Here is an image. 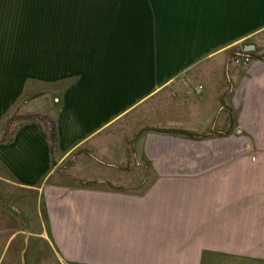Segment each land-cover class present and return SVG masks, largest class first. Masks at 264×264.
Here are the masks:
<instances>
[{"label": "crops", "instance_id": "0c3cea01", "mask_svg": "<svg viewBox=\"0 0 264 264\" xmlns=\"http://www.w3.org/2000/svg\"><path fill=\"white\" fill-rule=\"evenodd\" d=\"M263 35L264 0H0V264L50 261L40 206L47 182L57 185L72 155L101 172L125 163L130 146L116 131L139 113L151 121L130 145L138 159L147 150L149 193L162 214L148 225L149 262L264 264V110L243 156L220 157L218 147L166 156L156 139L157 129L183 130L195 145L218 146L228 115L245 112L224 109L225 84L239 73L230 54L247 44L255 52ZM29 116L55 123L54 154L46 125ZM172 228L175 253L165 232L155 235Z\"/></svg>", "mask_w": 264, "mask_h": 264}, {"label": "rangeland", "instance_id": "374dc122", "mask_svg": "<svg viewBox=\"0 0 264 264\" xmlns=\"http://www.w3.org/2000/svg\"><path fill=\"white\" fill-rule=\"evenodd\" d=\"M257 41L259 47L254 53L259 58H251L247 66L234 67L239 71L237 78L225 84V96L229 98L225 102L224 109L234 107L245 109L239 117H235L232 113L228 115L230 132L223 131L214 138L220 142L216 147H211L210 144L195 145V141H199L196 137L159 132L165 138L157 135L156 139L162 142L160 144L162 146L163 142H166V156L170 155V149L174 151V156H179L183 151L188 152L187 155L192 157L195 152L211 156L217 147L220 157L244 155L242 144L250 139V131L252 134L259 132L261 120L259 114L260 110H264V35ZM233 56L234 53H231L230 65ZM234 95H237V98L233 99V103L229 102ZM240 98L242 100L237 101ZM150 121L145 113H139L116 131L119 140L130 146L126 151L125 163L116 164L108 167L107 172H101L94 169L84 156L72 157V155L60 165L57 185L47 182L49 185L40 198L43 231L51 244L50 250L45 247L47 248L45 253L48 252L50 259L45 264H52V260L55 262L56 254L61 264H155L153 261L149 262L147 255L149 235L151 236L152 231L148 225L150 221L159 220L158 217L162 214L154 212L155 199L149 193L153 183V173L151 174L152 169L146 157L147 150L145 149L144 155L140 149L138 159V155L130 145L136 132L148 128ZM234 128H238L240 132ZM176 136L183 139V144H173L177 141ZM128 138H131L130 141ZM142 139L144 140V137ZM228 142H234V148L227 147ZM159 153L160 157L164 156L163 149H159ZM189 183H191L189 186H195V182L189 181ZM174 184L176 186L172 188H179V182ZM173 199L179 198L173 197ZM206 199H209L207 202L211 204L213 198ZM104 206L110 210L101 209ZM172 206V212L176 211L175 203ZM134 216H137L136 219ZM172 217L174 218L172 220H178L179 213L173 214ZM135 220L138 221L139 229L133 228L136 225V222L135 224L133 222ZM163 232L170 241L167 245L168 249L172 248V252H178L180 246L174 242L178 240L179 230L174 228L156 230L155 235H162Z\"/></svg>", "mask_w": 264, "mask_h": 264}, {"label": "trees", "instance_id": "16d2710c", "mask_svg": "<svg viewBox=\"0 0 264 264\" xmlns=\"http://www.w3.org/2000/svg\"><path fill=\"white\" fill-rule=\"evenodd\" d=\"M251 58L253 59H258L259 57L255 55V53H250ZM27 118H35L39 119L44 122L46 125V132L49 138V146H50V152L51 154H54V152L57 150V134H56V128H55V123L51 118H48L46 116H29ZM14 119V117H13ZM25 119V118H22ZM156 131L162 132V133H167V134H174V135H181L185 137H196V134L183 131V130H174V129H157ZM10 138H7L6 140L3 141H8Z\"/></svg>", "mask_w": 264, "mask_h": 264}, {"label": "built area", "instance_id": "2783aa9c", "mask_svg": "<svg viewBox=\"0 0 264 264\" xmlns=\"http://www.w3.org/2000/svg\"><path fill=\"white\" fill-rule=\"evenodd\" d=\"M250 62H251V57L247 53H241L239 55H235L231 59V64L239 67L247 66L250 64ZM202 90L203 87L201 85H198L194 88V93L197 96H199L201 95ZM252 159H254V157Z\"/></svg>", "mask_w": 264, "mask_h": 264}, {"label": "water", "instance_id": "95a60500", "mask_svg": "<svg viewBox=\"0 0 264 264\" xmlns=\"http://www.w3.org/2000/svg\"><path fill=\"white\" fill-rule=\"evenodd\" d=\"M253 50H255L254 45L247 44V45L244 46L242 53H247V52H250V51H253Z\"/></svg>", "mask_w": 264, "mask_h": 264}]
</instances>
